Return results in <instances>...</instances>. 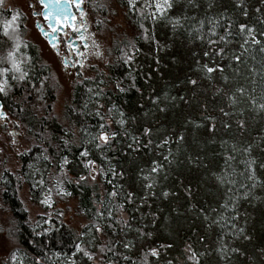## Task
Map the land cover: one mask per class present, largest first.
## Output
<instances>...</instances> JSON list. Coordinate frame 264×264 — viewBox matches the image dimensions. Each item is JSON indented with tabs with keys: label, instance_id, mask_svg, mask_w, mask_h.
<instances>
[{
	"label": "trees",
	"instance_id": "trees-1",
	"mask_svg": "<svg viewBox=\"0 0 264 264\" xmlns=\"http://www.w3.org/2000/svg\"><path fill=\"white\" fill-rule=\"evenodd\" d=\"M87 1L89 6L93 8V13H98V10H95L94 0ZM98 1L99 3L102 2V0ZM117 1L127 9L128 18L135 25L139 20L138 15H134L128 10L126 0ZM236 2L237 0H197V3L201 6L190 8L187 5V0H181V4L173 10L172 14L179 15L183 11L189 17H195V19H189L185 22V28L188 29V32L180 30L174 33L170 27L159 24L156 26V38L161 44L169 45V47L158 53L160 63L157 65L153 62L154 53L151 45H145L143 42L138 44L143 50L138 59V67L142 70L136 76V88L140 89L139 92L132 88L126 93H119L113 88L117 80H123L124 86H128L127 65H123L119 61L120 52L118 49L123 47V43H117L114 48V60L108 65L107 72L98 71L93 77L95 82L85 80L83 83H76L72 99L65 105L61 118L54 113V104L57 100V84L54 81L51 67L43 62L38 47L32 42L24 40L26 19L20 15L22 17L19 21L22 28V38L29 45L28 48L22 51L32 57V82L39 87L43 77L47 76L48 79L45 83V95L42 102L36 99L38 93L35 90L27 85H16L14 96L8 99L5 104L6 111L14 119H19L26 128H32L33 131L30 135L33 137L41 131L51 133L54 142L59 144L63 133L71 130L76 132V139L79 140L78 129L85 124L95 125L97 121L92 117H77L70 112L69 105L71 104L72 107L78 110L82 109L83 104L88 101L90 95L87 89L92 87L95 90L99 81L103 80L105 83L99 85V87L104 89L106 96H101L98 99L105 104V107L115 104L126 113V116L136 117V122L129 125L131 133L139 135L141 127L145 125H151L154 129L153 145L147 147L133 145V149L139 147V151H130L126 147L128 143H131L130 139H123L119 140L113 151L108 153L113 161V166L125 174L123 179L117 177L114 181L117 187L123 185L125 191H134L138 200L142 194L147 196L148 190L141 187L143 181L140 170L144 169L146 173L154 160L165 163L161 159V154L166 155L168 148H171L173 152L172 164L165 167L167 178H165L164 173H161L158 178V187L155 188L156 196L148 199L147 205L142 208L141 212H137L132 205L127 207L133 216L137 218L133 221V226H139L143 222L140 219L142 216H148L149 220L151 215L159 217L156 221V227L160 231L159 240L161 244H174L173 248L167 250L171 254L168 258L172 259L174 264H187L183 249L189 240L192 244L194 241L195 244L197 243L196 247L193 244V248L196 250L206 245L200 243L201 237L212 239L216 244L217 238L221 236H224L228 243L239 241H234V238L230 235V227L213 225L209 229L207 227L208 221L204 219V215L215 219H220L221 215L230 218L233 213L221 207L229 195L234 198L236 196L241 197L236 212L239 219L234 223L238 227H244L251 233L255 231L250 230L249 223L251 222L249 220L258 218L263 215L262 212L264 211V186H258L251 190L249 199H243V194L247 189L241 187L242 183L251 184V181L246 180L245 176L241 175L245 167L242 162L248 159L247 154L243 152V148L251 144L253 146L252 156L258 162H264V143H262L264 141V113L252 111L249 105L244 103L235 110L237 111L236 116L224 118L220 115L219 109L225 106L226 98L216 97L212 84L205 82L202 87L193 90L187 82L189 78L197 77L196 68L198 65L196 61L200 59L197 54L207 48L206 43L202 44L199 40H193L192 35H189L193 27L199 26V20L205 21V32L210 27L208 20L212 18L221 21V26L218 28L221 34L224 32L223 26L230 21L232 22L233 33L236 32V26L240 23L255 26L257 31L264 30V25L260 23L261 20H264V0H244L245 9L248 12L247 17L234 6ZM209 3L213 5L211 8L208 7ZM256 8H260L261 12L257 13ZM0 10H3V8L0 7ZM2 17L4 15L0 12V18ZM0 39H2V36H0ZM6 47V45L0 44V54L6 50ZM229 47L237 54L241 51L236 43ZM206 60L207 58H204L201 63L206 62ZM227 63L228 61L225 62V64ZM233 67L236 72L232 68L225 67L223 73V75L229 76V86L234 88L237 85H243L248 90L255 88V94L259 96L262 89H264V53L259 52L255 46H250L249 51L243 55V62L234 64ZM252 68H255L258 74L252 73L250 71ZM237 72L239 75H237ZM145 73L151 74L150 81H145ZM214 76L213 83L219 79L218 75L214 74ZM253 81L256 83H253ZM54 84L56 86L52 87ZM29 93H31L29 99H24ZM157 94L161 97L164 94L175 96L176 100L167 103V110L160 112L149 99V97H154ZM180 96L185 97L188 102L180 100ZM107 97L111 99L108 100ZM16 101H20L19 107H16ZM140 105L144 107L141 108ZM205 105L207 111L203 110ZM10 107L11 110H9ZM160 107H165V104H161ZM21 108L24 110L20 111ZM92 108L93 105L89 104V109ZM144 111H148L147 117L143 116ZM239 111H243V116L239 115ZM208 115L214 117L217 124V130L214 134L209 132L208 121L204 119ZM229 119L231 127L225 128L223 122ZM237 119L245 121L244 129L237 126ZM189 120L203 123L204 127L196 128L193 124L188 123ZM70 126L72 127L70 128ZM155 129H159V132H156ZM178 134L185 136L183 142L170 143L168 148L164 149L155 147V143L162 136L167 135L172 141H176ZM41 143L39 137H35L32 151L27 156H19V168L16 171L8 169L5 171L6 168H2L0 172V205H3V207H0V209L8 212L9 220H15L20 226L19 238L26 241L22 243L21 247L23 251L28 253L25 264H34V260L40 258L41 249L49 257H52L50 260L45 258L43 264H64V258L70 256L74 250V245L79 243L80 239L87 240V236H81L83 229L78 232L70 227L65 222L64 217L57 218L56 214L59 211H64L59 203L66 202L68 199L76 200L79 215L88 223L95 217V201L101 196L106 198V192L111 185L107 181H102L95 186L88 185L84 188L69 185L68 190L73 195L58 200L54 208L47 209L48 212L52 213L59 231L52 233L51 239L35 236L31 233L29 226V216L31 215L29 211H24L25 205L20 193L25 187L32 204L38 206L41 213L46 210L44 206L38 203V197L41 196L39 189H31L30 191V185L35 183V180L29 176V173H32L33 170L27 167V164L33 163L35 158L41 155L36 150L37 145ZM233 145L236 146L235 151L232 150ZM78 152L79 149L73 147L69 154L70 159L78 158ZM229 156L234 158L229 160ZM201 159L203 162H199ZM44 163L43 161L40 162V164ZM49 171H54V169L49 168ZM221 174L235 180L236 183L234 185L219 184L215 177ZM257 176L264 180V170L257 167ZM20 177H23V179ZM5 181H7V184L4 183ZM186 186L191 189V194L185 190ZM5 188H7L6 192L4 191ZM161 190L169 191L173 195H170L168 199H162L160 197ZM249 208L254 210L251 215L248 211ZM212 209L217 211L213 212ZM31 218L35 220L38 217L36 215L35 217L31 216ZM61 221H63L62 226ZM244 222H247V224H244ZM41 223H43L42 218ZM221 223L224 222L221 221ZM231 223L232 221L229 219V224ZM4 227H8V225ZM226 233L229 235L226 236ZM111 235V232L105 233L106 237ZM33 240L39 241V244H33ZM215 247L208 249V251L212 253ZM120 251L126 252L123 249H120ZM55 252H61V259H56L53 256ZM213 254L208 255V257H213ZM101 258L103 264H109V261L116 259L111 253L106 258ZM133 259L139 264L137 256L133 255ZM78 264H83L82 257L78 260ZM88 264H92V262H88ZM120 264H124V262L120 261Z\"/></svg>",
	"mask_w": 264,
	"mask_h": 264
},
{
	"label": "snow or ice",
	"instance_id": "snow-or-ice-1",
	"mask_svg": "<svg viewBox=\"0 0 264 264\" xmlns=\"http://www.w3.org/2000/svg\"><path fill=\"white\" fill-rule=\"evenodd\" d=\"M84 2L85 0H39V4L43 6V12L37 13V15L43 16L44 20L47 21V28L51 31H45V28L41 25H37V27H39L44 37L48 39V43L52 48L57 50V55H59L61 38L55 34L61 32L62 28H71L72 32L78 33V38L85 42L84 48H94L96 51L93 54L96 57H104V52L100 50L102 46L96 42L95 38L92 39L91 44L87 43L89 36L85 35V33L89 29L87 21L83 18L88 14L82 10ZM4 3L5 0H0V7H3ZM126 3L128 10L134 15H138L139 20L133 26L135 31L131 38L127 41L122 40L123 47L118 49L120 52L119 61L123 65H127L128 69V86H124L123 80H117L113 85L114 90L119 93H126L132 88H135L137 92L140 91L139 88H136V76L142 70L138 67V59L143 52L138 46L140 42L152 46L154 53L153 62L157 65L160 63L158 53L169 47V45L161 44L156 38L155 32L158 24L170 27L174 33L180 30L188 32V29L185 28V22L189 19H195V17H189L183 11L179 15L172 14L173 10L181 4V0H126ZM187 5L190 8H199L201 6L197 3V0H187ZM73 6L79 11V17L73 12ZM96 6L104 8L108 5L97 3ZM212 6L211 3L208 4L209 8ZM234 6L240 9L245 17L248 16L244 0H237ZM32 7H35V4ZM255 11L259 13L261 9L256 8ZM78 18L83 22L78 24ZM21 19L20 15L12 14L10 19H5L0 25V36H2L0 44L7 46L6 50L0 54V138L4 134L2 130L7 125H12L13 129L7 132L10 137L8 145L10 149H14V155L20 157L27 156L32 151L35 137H39L42 141L41 144L37 145L36 149L41 155L37 156L33 163L27 164V167L33 170L32 173H29V176L35 180V183L30 185V191L31 189H39L41 196L38 197V203L46 209L44 212L38 213V218L35 220L29 216L31 233L37 237H49L51 239V234L59 231V228L55 225L52 213L48 212L47 209L54 208L58 200L73 195L68 190L69 185L84 188L88 185L95 186L102 181H107L111 187L106 192V198L101 196L95 201L94 219L84 223L82 226L83 232L81 236H87V240L78 237L80 242L74 245V250L70 256L64 258V264H78V260L81 257L83 258V264H88V262L100 264L99 258H106L109 253L116 257V259L109 261V264H120V261H123L124 264H137V261L133 259V255L138 257L139 264H174L172 259L163 255L167 250L173 248L174 244H161L159 247L155 245L158 235L156 221L159 217L151 215L149 220L148 216H142L140 219L143 222L139 226H133V221L137 218L133 216L127 206L132 205L137 212H141L142 208L147 205L148 199L156 196L155 188L158 187V178L161 173H164L165 178H167L165 167L166 165H171L174 158L173 152L168 146L173 142H183L185 136L178 134L176 141H172L170 137L165 135L155 143V147L158 149L168 148L166 155L161 154V159L165 163H161L160 160H154L146 173L144 169L140 170L143 181L141 187L148 190V195L142 194L138 200L134 191H125L123 185L117 187L114 181L117 177L123 179L125 174L113 166V161L108 153L112 152L116 143L123 139H130L131 143L126 145L130 151H139V147L133 149V145H143L145 147L153 145L154 129L151 125H145L141 127L139 135L131 133L129 125L136 122V117L126 116V113L115 104L105 107V104L98 99L101 96H106L104 89L99 87V85L105 83L103 80L99 81L95 90L92 87L87 89L90 95L88 101L83 104L82 109L78 110L72 107L71 104L69 105L70 112L77 117H92L97 121L95 125L85 124L78 129L79 140L76 139V132L71 130L63 133L59 144L54 142V137L51 133L41 131L37 132L35 137L30 135L33 129L26 128L19 119L13 120L5 109L8 99L14 96L16 85H27L35 90L38 93L36 99L42 102L45 95V83L48 79L47 76L43 77L39 87L32 82V57L22 51L28 48L29 45L22 38V28L19 23ZM108 22L110 23V21ZM97 23L104 24V21H97ZM260 23L264 25V20H261ZM208 24L210 27L205 32V21L199 20V26L193 27L189 33V35H192L193 40H199L202 44L206 43L207 48L197 54L200 56V59L196 61L198 65L196 72L198 75L196 78H189L188 84L193 90L202 87L205 82L212 84L214 95L226 98L225 106L219 109L220 115L224 118L236 116L237 111L235 110L244 103H247L252 111L264 113V89L257 96L255 88L248 90L243 85H237L232 88L229 86V76L223 75L225 67L232 68L236 72L233 65L243 62V55L249 51L250 46H255L259 52L264 53V30L257 31L255 26L240 23L236 26V32L233 33L232 22L230 21L223 26L224 32L221 34L218 31L221 26L220 20L212 18L208 20ZM63 35L66 37L67 33L65 32ZM95 35L93 33V37ZM105 38H109V34H105ZM234 43L241 49L239 54L229 47ZM67 48L70 53L80 58L79 60H70L66 56L62 60L65 69H77L75 73H69L72 79L76 80L77 77L82 75L80 70L85 68L84 58L87 54L78 48L75 43H69ZM204 58H207L206 62L201 63ZM226 61H228L227 64H225ZM250 71L256 73L255 68ZM214 74L219 76L218 81L215 83H213L215 80ZM237 75H239L238 72ZM144 79L146 82L150 81L151 74L145 73ZM85 80H93L95 82L93 77L84 76L82 79L77 80V83H83ZM253 83L256 82L253 81ZM55 86V84L52 85V87ZM71 89L72 85H67L66 91L69 98L71 97ZM30 96L31 93L25 96L24 99H29ZM107 99L110 100L111 98L107 97ZM149 99L160 112H165L167 103L174 102L176 97L168 94H164L161 97L157 94L154 97H149ZM179 99L188 102L183 96H180ZM19 104L20 101H16V107H19ZM89 104L93 105L92 109H89ZM161 104H165V107H160ZM140 107L143 108L144 106L140 105ZM9 110H11V107ZM23 110L22 108L20 109V111ZM203 110L207 111L206 105L203 106ZM243 114V111H239L240 116H243ZM143 116L147 117L148 111H144ZM204 119L208 121L209 132L214 134L217 130L215 118L208 115ZM188 123L193 124L196 128L204 127L203 123H196L191 120ZM236 124L240 129L245 128V121L242 119H237ZM223 126L230 128V119L225 120ZM155 131L159 132V129H155ZM23 144H27V147L21 150ZM73 147L79 149L78 158L70 159L69 154ZM232 150H236L235 145L232 146ZM4 151L5 149L0 147V153ZM252 151L253 146L251 144L243 148V152L247 154L248 159L242 162L245 167L241 175H244L246 180L251 181V184H241V187L247 189L243 194V199L250 198L251 190L258 186H264V180L257 176V167L264 170V162H258L252 156ZM233 158L232 156L228 157L229 160ZM41 161L45 163L40 164ZM49 168L54 169V171H49ZM20 178L23 179V177ZM215 178L221 185H234L236 183L235 180L223 174L217 175ZM4 183L7 184V181ZM185 190L191 194V189L187 186ZM4 191L6 192L7 188ZM170 195H173V193L165 190L160 192L162 199H168ZM240 199L241 197L239 196L234 198L229 195L222 204L221 207L223 209L230 210L233 213L230 218L221 215L220 219H215L204 215V219L208 221L207 227L209 229L213 225L230 227V235L234 238V241L240 239L251 241L253 238L246 229L238 227L234 223V221L239 219L236 212ZM0 207H3V205H0ZM24 211L28 212L29 209L25 207ZM212 211L216 212L217 210L212 209ZM56 215L57 218H62L65 213L64 211H59ZM41 218L43 223H41ZM229 219L232 221L231 224H229ZM221 221L224 223L222 224ZM4 223H7L8 227H4ZM62 224L63 221H61V226ZM20 231V226L15 220L0 222V253H4L7 256V261L0 260V264H25L28 253L23 251L21 247L22 243L26 241H22L19 238ZM106 232H111L112 235L106 237ZM117 233L120 234L118 235ZM225 235L229 234L226 233ZM32 243L39 244V241L33 240ZM200 243H205L204 237L200 238ZM208 247L211 248V245ZM120 249L126 250V252H121ZM133 250L136 251L134 252ZM183 251L186 255L187 264H201V260L204 257L213 253L218 256L222 264H232L233 256L237 258L243 256L245 264H255L256 259H260L261 264H264V247L249 253L247 249L242 251L234 242L232 244L228 243L224 236L217 238V246L212 250V253L207 249L198 252L191 244H186ZM53 256L56 259H61V252H55ZM39 257L34 260V264H43L45 258L52 259L43 249H41Z\"/></svg>",
	"mask_w": 264,
	"mask_h": 264
},
{
	"label": "rangeland",
	"instance_id": "rangeland-1",
	"mask_svg": "<svg viewBox=\"0 0 264 264\" xmlns=\"http://www.w3.org/2000/svg\"><path fill=\"white\" fill-rule=\"evenodd\" d=\"M98 0H94L95 10H98V13H93V8L89 6L87 0H85L86 12L88 13V36L90 44L92 43V39L95 38L96 42L99 43L102 47L100 50L104 52V57H96L93 53L96 51L94 48H90L89 52L85 58V68L80 70L82 75L77 77L76 80H73L69 73H75L77 69H65L62 64V59L54 52V50L42 39V36L38 32L35 24L36 19L34 18V12L41 11V7L38 5L37 0H5L3 5V10L0 12L4 15V17L0 18V24L2 25L5 19H10L12 14H18L26 19V32L24 36V40L32 42L34 45L38 47L40 56L43 62L51 67L53 78L55 83L57 84V100L54 104V113L58 115V117H62L64 107L69 101L72 99V94L74 87L77 83V80L82 79V77H94L98 71L107 72L108 65L114 60V48L116 44H121V41H127L131 38L135 28L133 27V23L128 18L127 9L123 7L117 0H102L101 3L108 5L107 7L100 8L97 7ZM35 4V7L32 5ZM93 10V11H92ZM105 13V15H103ZM104 21V24H98L97 21ZM110 21V23L108 22ZM126 30V31H125ZM93 33H95V37H93ZM105 34H109V38H105ZM72 85L71 89V97L66 91L67 85ZM10 116V115H9ZM13 120L12 116H10ZM13 129L12 125H7L5 129H3V137L0 138V147H3L5 151L0 153V172L2 168L5 167L10 171H16L19 168V156L14 155V149H10L8 142L10 141V137L7 135L8 131ZM27 147V144H23L21 146V150ZM198 157V156H197ZM199 162H203L202 159ZM21 199L25 207L29 209V213L32 217H35L38 213H41V209L38 206L32 204L29 199L28 191L24 187L20 193ZM146 196V195H145ZM60 207L64 210L65 222L80 232L83 229V224L86 223L85 219L79 215L77 210V201L74 199H68L66 202H60ZM250 215L253 214V209H248ZM263 215L258 218L249 220V228L250 230H254V233L249 231L248 234L252 236L251 241H245L240 239L236 244V246L240 247L241 250L247 249L249 253L258 251L260 247H264V211ZM248 217V216H247ZM250 218V217H248ZM5 220H9L8 212H4L0 209V222ZM247 224V222H244ZM7 223H4V226H7ZM157 225V224H156ZM158 230V228L156 227ZM160 231H158L157 239L155 240V245L157 247L160 246L161 241L159 240ZM214 239V238H213ZM158 242V243H157ZM231 244L233 242H230ZM187 244H193L195 247V241L193 244L189 240ZM203 247H200L198 252H202L205 249H211L217 246L215 241L212 239L205 238V243ZM211 245V248L208 246ZM163 255L169 257L170 252H165ZM162 255V259H163ZM7 256L4 253H0V260L5 261ZM100 264H103L102 258H99ZM201 264H222L219 261L218 256L213 254V257H204L201 260ZM232 264H245V259L243 256L237 258L236 256L232 257ZM255 264H261L260 259L255 260Z\"/></svg>",
	"mask_w": 264,
	"mask_h": 264
},
{
	"label": "flooded vegetation",
	"instance_id": "flooded-vegetation-1",
	"mask_svg": "<svg viewBox=\"0 0 264 264\" xmlns=\"http://www.w3.org/2000/svg\"><path fill=\"white\" fill-rule=\"evenodd\" d=\"M37 3L38 5L41 7V11L38 12V11H35L34 12V18L36 19V28L38 30V32L40 33V35L42 36V39L48 43V39L44 37V35L40 32L39 30V27H37V25H41L45 28V31H48L50 32L51 30L47 28V21L44 20L43 16L42 15H37V13H42L43 12V6L39 4V0H37ZM82 10L84 12H86V6H85V2L84 4L82 5ZM73 12L76 13V15L79 17V11L73 6ZM87 13V12H86ZM88 14V13H87ZM84 20L87 21L88 23V15L86 17L83 18ZM83 22L81 19L78 18L77 20V23H81ZM89 26V25H88ZM89 28V27H88ZM67 33V36L65 37L63 35V33ZM57 36H60L61 38V43L59 45V57L63 60L64 57H68L70 60L72 59H75V60H79L80 58L79 57H76L74 54L70 53L68 48H67V45L69 43H75V45L80 48L82 51H84L86 54L89 52L90 48H84L83 45H84V41H81L78 37H79V34L78 33H74L72 32L71 28H68V29H61V32H58L56 34ZM85 35H88V32L85 33ZM87 43L90 44V41L88 39ZM48 45L52 48V46L48 43ZM54 50V52L57 54V50L52 48ZM86 58V56H85ZM85 58H84V61H85ZM72 70L76 69V68H70Z\"/></svg>",
	"mask_w": 264,
	"mask_h": 264
},
{
	"label": "water",
	"instance_id": "water-1",
	"mask_svg": "<svg viewBox=\"0 0 264 264\" xmlns=\"http://www.w3.org/2000/svg\"><path fill=\"white\" fill-rule=\"evenodd\" d=\"M39 30H40V29H39ZM56 34H57V33H56ZM56 34H55V35H56Z\"/></svg>",
	"mask_w": 264,
	"mask_h": 264
}]
</instances>
